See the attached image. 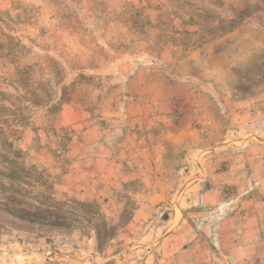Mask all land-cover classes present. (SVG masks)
<instances>
[{
  "label": "rangeland",
  "instance_id": "rangeland-1",
  "mask_svg": "<svg viewBox=\"0 0 264 264\" xmlns=\"http://www.w3.org/2000/svg\"><path fill=\"white\" fill-rule=\"evenodd\" d=\"M0 264H264V0H0Z\"/></svg>",
  "mask_w": 264,
  "mask_h": 264
}]
</instances>
